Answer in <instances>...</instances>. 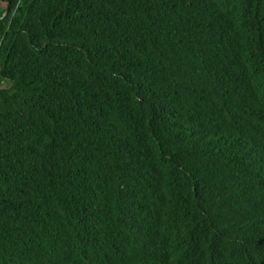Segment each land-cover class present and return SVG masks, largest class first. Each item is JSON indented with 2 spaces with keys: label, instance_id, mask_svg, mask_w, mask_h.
I'll return each mask as SVG.
<instances>
[{
  "label": "trees",
  "instance_id": "trees-1",
  "mask_svg": "<svg viewBox=\"0 0 264 264\" xmlns=\"http://www.w3.org/2000/svg\"><path fill=\"white\" fill-rule=\"evenodd\" d=\"M0 264H264V0H0Z\"/></svg>",
  "mask_w": 264,
  "mask_h": 264
},
{
  "label": "rangeland",
  "instance_id": "rangeland-1",
  "mask_svg": "<svg viewBox=\"0 0 264 264\" xmlns=\"http://www.w3.org/2000/svg\"><path fill=\"white\" fill-rule=\"evenodd\" d=\"M1 87H9L10 86V81L9 80H4L1 85Z\"/></svg>",
  "mask_w": 264,
  "mask_h": 264
}]
</instances>
